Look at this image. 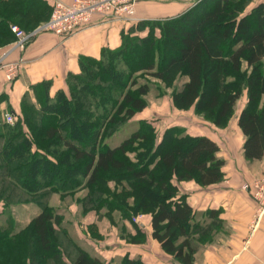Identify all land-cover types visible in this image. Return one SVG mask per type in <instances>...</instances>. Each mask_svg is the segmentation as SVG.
<instances>
[{
    "label": "trees",
    "instance_id": "obj_1",
    "mask_svg": "<svg viewBox=\"0 0 264 264\" xmlns=\"http://www.w3.org/2000/svg\"><path fill=\"white\" fill-rule=\"evenodd\" d=\"M250 1L197 0L174 16L139 19L121 31L119 46L104 47L99 57L80 55V70L66 77L68 90L51 95V80L32 86L36 100L25 94L18 119L0 121V216H8L0 223V264H110L79 245L50 205L55 192L79 189L87 190L78 199L82 213L94 210L114 224V211L130 220L150 214L152 236L162 248L181 264H193L200 243L211 241L223 220L220 209L207 211L210 222L198 220L179 183L221 181L226 161L220 145L181 125L166 127L159 139L153 122L144 119L119 144L105 139L145 110L158 82L172 88L176 108H193L217 127L229 124L246 95L237 121L243 154L249 162L261 160L264 0L247 11ZM31 2L40 7L37 27L50 17L46 1L0 0L5 38L15 40L11 18L20 12V27L34 29L24 25ZM23 205L37 211L19 225L9 214ZM122 264L143 263L127 257Z\"/></svg>",
    "mask_w": 264,
    "mask_h": 264
},
{
    "label": "crops",
    "instance_id": "obj_2",
    "mask_svg": "<svg viewBox=\"0 0 264 264\" xmlns=\"http://www.w3.org/2000/svg\"><path fill=\"white\" fill-rule=\"evenodd\" d=\"M44 1L52 7V0ZM193 1L139 0L136 4V17L162 19L174 16L189 8ZM37 3H30L24 21L28 27L35 26L37 12L40 11ZM24 15L20 12L11 20L21 26L18 22ZM128 27L129 23L123 20H107L96 16L91 24L66 37L41 31L31 38L24 50H20L13 48L16 40L10 41L4 37L3 31L7 29L0 25V121H4L6 111L21 112V101L25 94L35 101L32 86L43 80H51V95L60 88L65 89L68 73L80 70V55L99 57L104 47L119 46L121 31ZM20 57L24 59L21 72L15 80L8 82L5 64ZM241 108L234 114L232 124L216 126L217 131L212 133H197L210 136L220 145L219 155L226 161L224 178L206 186L195 180L179 183L181 192L187 194L188 202L197 212L198 220L210 222L211 218L206 214L209 209H220L219 217L223 220L222 227L213 230L211 241L200 243L193 264H264V216L253 225L257 203L242 187L245 182L264 171V157L252 162L244 157V135L237 123ZM136 217L132 220L121 219L118 224L108 218L95 223L89 221L97 229V233H94L98 234L95 236L93 231L89 232L90 242L99 246L95 252L77 242L92 255L110 264H122L127 257L143 264H181L152 236L151 215L141 214ZM136 224L142 227V233L139 232L142 236L138 234ZM107 227L109 232H106ZM131 236L136 237V240L129 239Z\"/></svg>",
    "mask_w": 264,
    "mask_h": 264
},
{
    "label": "rangeland",
    "instance_id": "obj_3",
    "mask_svg": "<svg viewBox=\"0 0 264 264\" xmlns=\"http://www.w3.org/2000/svg\"><path fill=\"white\" fill-rule=\"evenodd\" d=\"M196 1L197 0L193 1V3L189 5V7L194 5ZM259 1L260 0H251L247 5L246 10H250ZM123 21L124 23H129V26L130 24L135 22L128 20ZM182 81V79L178 80L176 86H180L182 84ZM65 89L68 90V86ZM171 94L172 88H166L165 86H160L158 82H154V84H152L150 93L148 94L149 105L145 108V110L138 113L134 118L128 120L125 124L120 126L111 135H109L105 139V141L110 146L119 144L123 139L129 137L133 131L139 128L140 121L143 119L153 122L155 131L158 134L159 139L161 138L164 129L171 125L184 126L188 132L196 134L198 132L200 133L201 131L204 133H212L213 131H217L216 126L213 123L197 114L193 108H176L172 102ZM245 98L246 95H244L238 101L235 113H237L238 110L243 106V104H245ZM233 117L229 121L230 124L233 123ZM134 155V152H132L131 156ZM109 185L111 188H113L116 183L114 181H111L109 182ZM86 191V189H79L75 192V194H63L61 192H55L50 199V205L53 207L56 214L62 216V225L67 229L70 236L74 240L79 241L85 248H91V250L95 252L97 251V247L99 246H95L90 242L91 236L89 235V232L94 231L97 233V229L93 228L94 224L92 222H88L93 220V222L95 223L97 220H106L108 217L104 214L102 215L104 217H101L94 210L89 211L86 214L82 213L79 200L85 196ZM1 209L2 205L0 204V210ZM11 210L13 216L11 214H9V216L17 220L19 225H26L29 222L31 216L37 211V207L34 205H23L21 207H12ZM113 215H115L116 218L115 222L121 221L122 217L120 218V215L117 211H114ZM6 220H8V216L6 218L0 216V223H5ZM106 232H109L108 227Z\"/></svg>",
    "mask_w": 264,
    "mask_h": 264
},
{
    "label": "built area",
    "instance_id": "obj_4",
    "mask_svg": "<svg viewBox=\"0 0 264 264\" xmlns=\"http://www.w3.org/2000/svg\"><path fill=\"white\" fill-rule=\"evenodd\" d=\"M139 0H52L50 17L40 23L35 29L28 32L17 24H11L10 28L15 34L13 48L24 50L33 36L41 31L52 32L60 37H66L79 31L82 27L91 24L96 16L107 20H139L136 17V4ZM24 59L20 57L16 61L5 64L6 80H15L22 69ZM4 121L14 123L18 115L12 111L4 113ZM256 201L257 206L253 217L255 226L264 216V171L245 182L242 186ZM138 216V215H137ZM137 217L135 216V219Z\"/></svg>",
    "mask_w": 264,
    "mask_h": 264
}]
</instances>
